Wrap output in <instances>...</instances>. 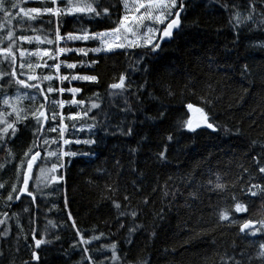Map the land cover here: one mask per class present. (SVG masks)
<instances>
[{
	"label": "snow or ice",
	"instance_id": "6c2138e0",
	"mask_svg": "<svg viewBox=\"0 0 264 264\" xmlns=\"http://www.w3.org/2000/svg\"><path fill=\"white\" fill-rule=\"evenodd\" d=\"M220 5L224 11L229 13L228 27L233 32L236 39L235 45L239 41V32L242 28L251 25L250 31L264 32V0H231V2L220 3V0H213ZM29 3H40L42 7H25ZM189 0H0V152L4 153L2 162H0V174L9 166L15 168V179H0V204L6 208H11L16 202L23 203L24 199L30 198L29 203L32 207L22 208L23 213H32L29 218V224H36L37 213L41 211L38 203V196L46 205L50 202L49 197H54L51 206L47 207V212L60 211V206L56 200L61 196L60 186L65 181L64 171L72 159L84 157L91 162L99 158V153L95 150L108 135L133 136L135 120H127L129 115H135L140 111L136 105L142 103L141 96L148 88V77L160 71V61L164 52V44L172 43L177 35L184 31L183 20L188 11L187 4ZM51 5V6H47ZM122 9V14L118 15L116 20L113 16ZM48 17V19H45ZM66 18L74 19L80 27L75 31L61 34V28L66 22ZM104 22L115 24V27H108L104 30L93 31L87 25L99 26ZM38 24L39 27L33 25ZM47 25V27H45ZM32 32L33 35L20 34ZM39 33V34H36ZM94 42L97 46L93 48H70L61 47L70 42ZM35 44L34 49L24 47L25 44ZM40 45L52 47L41 48ZM254 48L264 51V41L253 45ZM104 54L112 56H123L126 64L125 71L118 77H113L115 82L109 83L104 90V94L95 92L92 97H88V105L85 100L75 99L76 94L81 92L80 88L75 87H53L54 81L60 84L68 81H86L99 86L100 77L96 75H62L61 67L75 69L76 63H67L61 61L62 55L75 53L87 57L89 53ZM204 60L207 62L209 71H232L239 72L240 80L243 82L251 75L248 64L240 66L238 69L227 63L221 64L217 57L206 55ZM35 61V62H33ZM48 61H52L51 64ZM99 60L81 61L79 66L94 68L99 64ZM6 65L8 70L4 71ZM164 67H174L172 64ZM37 69H48L50 74L37 73ZM55 73L52 74L51 70ZM140 75L143 78L142 83H137L133 76ZM14 89V91H13ZM164 91L168 97L176 95L170 84L163 85ZM71 93L73 99L65 101L64 99H53V95H63L65 92ZM216 89L211 83H201V78L194 73H188L185 76V83L180 91L183 97L185 93L189 97H194L196 103L188 102L184 104L186 108L185 115L187 119L181 118L177 123V131L196 134L198 130H210L212 133L223 131L225 134L240 136V129L237 128L233 133L232 129L221 124L217 120L213 109V97ZM247 93V89H244ZM202 93V94H201ZM148 95L153 97V93ZM108 100V107H113L114 101L121 100L123 107L119 111L123 114L118 124L110 123L109 112L102 109L104 99ZM216 100L220 97L216 96ZM28 106H23L25 102ZM66 104L82 108L81 111L70 113L67 116L63 109ZM166 108V105H161ZM100 110L103 120H97L96 115L90 116L92 111ZM163 119L165 113L159 114ZM264 118V113H261ZM91 123H87L88 120ZM145 119H150L145 117ZM69 123H66L65 121ZM32 123V139L27 148L19 156L10 146L19 139L21 129H27ZM256 121L253 120V124ZM115 129L109 131V129ZM86 132L88 138L80 139L79 134ZM75 137L69 139L66 137ZM103 133V135H100ZM174 137L169 134L166 140L171 143ZM87 146L88 151H72L71 147ZM248 151L245 156L250 155L252 165L255 167V173L242 164L237 165V169L242 171L236 175L235 180H229L232 174L231 170H211L200 171V165L180 177V183L176 184L172 176L165 180L163 185H157L152 188V193L157 190L161 192V201L171 198L168 205L162 206L159 211L154 212L155 219H163L165 207H171L177 196H183L181 186L188 189L185 198V207L192 208L189 201H200L201 194L207 195L211 200L216 197L215 205L210 204L212 208L211 216L215 222L210 227H203L208 224L203 215L199 216L195 223L188 226L185 222V230L190 233L186 244L199 241L206 244V254L202 257V264H253V261H259L264 264V242L259 243L258 251L255 256L247 255L245 249H240L235 240H233L221 253L222 245L218 243L213 235L220 228H239L238 237L247 239L256 237L258 234L264 237V209L258 219H245L240 222L235 218V213H246L248 205L242 202L241 198H259L264 205V183H252L258 175L264 180V139H252L247 143ZM259 149L257 152L256 149ZM67 149V150H66ZM136 148H130L129 154L134 155ZM168 146L155 155V159L161 164H169L167 156ZM255 153V154H252ZM112 171L106 168H98L96 173L100 177H106L104 185L105 193L102 199L111 202L112 207L117 212L116 219L131 217L133 222L142 214V209L130 207L131 196L125 194L123 201L115 199L116 194L123 189L128 191L129 184L135 192L143 191L144 174L135 165V161H130L129 169H125L120 159L113 157ZM180 167L179 164L176 165ZM125 171L135 174L137 179L122 185L121 178ZM59 173V174H58ZM248 176L247 187L240 183L244 176ZM31 182V185H30ZM89 183H92L89 181ZM237 184H240L239 191ZM172 185V186H170ZM49 190V191H46ZM64 209H68V199L63 193ZM230 202V203H229ZM144 206L149 205V199L144 197L141 202ZM0 225H6L9 219H15L18 228L16 236V253L20 251V241H24V246L30 251V259L21 260L19 264H40L41 257L38 255L42 245H52L60 241L61 237L55 232L56 229H63V221L56 222L47 220L43 227H32L28 233H25L24 227L20 224V214L13 212L11 217L8 212L0 213ZM46 216V213H45ZM191 219V217H190ZM66 220L70 223L78 239L70 245V249L80 256L77 264H150L148 258L129 259L128 253L124 252L119 243L111 239V232L105 233L93 227L92 234L86 237L77 227L76 221L70 211L66 212ZM125 225L120 223V228ZM143 228L142 224H134L128 229L129 237L137 230ZM10 227H5L0 231V237H9ZM37 235L40 238H37ZM151 236H155L153 231ZM223 235V233H221ZM51 236V239L46 237ZM31 237L33 243L29 244ZM108 241V242H104ZM127 244L132 245L133 241L127 239ZM98 244V246H94ZM231 249V253L228 249ZM208 249L211 253L208 254ZM166 253L171 251L175 254L176 249H165ZM64 254L67 256L68 251ZM237 256L241 259H237ZM247 256V261L243 258ZM5 253L0 249V264H4ZM8 264H17L15 257L8 260Z\"/></svg>",
	"mask_w": 264,
	"mask_h": 264
},
{
	"label": "trees",
	"instance_id": "16d2710c",
	"mask_svg": "<svg viewBox=\"0 0 264 264\" xmlns=\"http://www.w3.org/2000/svg\"><path fill=\"white\" fill-rule=\"evenodd\" d=\"M224 2L226 0H220V3ZM227 2L230 3L231 0H227ZM240 2H243V0H240ZM24 6L42 7L43 5L29 3ZM187 8L186 18L183 20L184 31L177 35L172 43L163 45L164 52L160 61V71L148 77V88L141 96L142 103L136 105L140 111L136 112L134 116L129 115L127 117L129 121H136L134 135L130 137L121 136L118 132L116 135H108L105 137L104 142L95 149L100 154L99 158L93 159L91 162L84 157L73 158L72 163L67 166L63 173L65 181L60 186L62 194L55 201L59 204L60 211L47 212V207L51 206L50 202L54 200V197H49L50 202L46 205L38 196L41 211L37 213L36 224H29L32 213L22 212V208L25 206L32 207L29 203L30 198L24 199L23 203L16 202L11 208H6L0 204V213L8 212L10 217L13 212L20 214V224L24 227L25 233H28L32 227L42 228L49 219L64 222L65 227L63 229L55 230L60 235L61 240L54 242L52 245H42L41 249L37 250L38 255L41 257L40 264H77V261L80 260V256L69 247L78 237L75 236L74 230L66 220L67 211L72 213L77 227L85 233L86 237L92 233L85 230H91L93 227L98 229L96 234H99V231L114 234L111 239L119 243L120 248L128 253L129 259L148 258L150 264H202V257L206 254L205 249L207 246L199 241H194L191 244L185 243L190 236V233L185 230V222H189L188 226H191L199 216L203 215L204 220L209 221V223L202 226L210 227L215 222V218L211 216L212 208L209 205H215L216 197L213 195L210 200L207 195L202 193L200 201H189L192 208H187L184 205L188 189L180 185L183 196H177L170 208L165 207L164 218L161 220L155 219L153 213L159 211L162 206L168 205L171 198H166L162 202V194L159 189L156 193H152V188L157 183L163 185L169 176H172L176 184H179L180 177L190 172L196 165H200V171L230 169L232 174L229 176V180H235L236 175L242 171L237 169L238 164H242L255 173L250 155L245 156V153L248 151L246 146L248 141L264 139V118L261 116V113H264V51L253 47V45L264 41V32L250 31L252 26L248 25L240 30L239 41L234 45L233 41L236 37L228 27L229 13L224 11L219 4L214 3L213 0H189ZM121 14L122 9L118 8L113 20H116L118 15ZM45 19H48V17H45ZM33 26L39 27L40 25L35 24ZM86 26L93 31H100L108 27H115V24L104 22L99 26L87 24ZM79 27L80 25L74 19L66 18L65 24L61 28V34L75 31ZM17 34L33 35L32 32ZM60 46L90 48L97 45L91 41H76L67 45L61 43ZM24 47L34 49L36 45L34 43L31 45L25 44ZM40 47L52 46L40 45ZM206 55H213L217 57L221 64L227 63L237 69L244 64H248L251 75L242 82L238 71L235 73L232 71H209L207 62L204 60ZM94 59L100 61L94 68L79 66L81 61ZM60 60L78 65L75 69L61 67L60 74L62 75L99 74V86L86 81H71V83L65 81L63 84L54 81L53 87L80 88L81 92L76 94L75 99L85 100V105L82 107L88 105L87 98L92 97L93 93L100 92L103 96L107 85L115 82L113 77H118L120 73L125 71L126 67L123 56L89 53L87 57H83L79 54L70 53L62 55ZM48 63L51 64L52 61H48ZM168 64H172L174 67H164ZM2 70L7 71V66L4 65ZM41 71L45 75L50 74L48 69H37V73ZM51 73L54 74L55 70L52 69ZM188 73H194L200 77L202 84L211 83L213 85L216 91L212 94V111L216 114L217 120L232 129L233 133L239 128L240 136L225 134L223 131L212 133L210 130H198L196 134L177 131L176 126L181 118L187 119L188 115H191V113L185 115L186 108L184 104L188 102L196 103L195 98L189 97L187 93L183 97L180 94L185 83V76ZM133 79L137 83L143 82L140 75L133 76ZM164 84H170L173 87L176 93L174 97H168L163 89ZM244 89L248 90L247 93ZM149 92L153 93V97L148 95ZM216 96H219L220 99L216 100ZM52 98L64 99L65 101L73 99L72 94L67 91L62 96L53 95ZM181 100L184 104H181ZM108 103L105 98L102 109L109 112L110 123L116 125L121 119H124L123 114L119 111L123 107V103L119 99L113 102L115 105L113 107H108ZM161 105L167 107L164 108ZM23 106L27 107L28 102L26 101ZM81 110L82 108L69 107L66 104L63 112L67 116ZM162 111L165 113L163 119L159 116ZM89 115H96L97 120L104 119L100 114V110L94 109ZM145 117L150 119H145ZM253 120L256 121L255 124H253ZM65 122L69 123L67 120ZM91 122L90 119L87 121V123ZM32 126L33 124L30 123L27 129L22 128L19 139L10 145L13 151L17 153V160L14 163H18L19 156L22 155L31 142ZM114 130L109 129V131ZM169 134L174 137L171 143L166 140ZM100 135H103V133H100ZM66 137L69 139L75 138L67 133ZM79 138H88V134L82 132L79 134ZM165 145L168 146L167 156L170 161L166 165L155 159V155L163 150ZM130 148H136L137 152L130 155ZM71 150L88 151L89 149L87 146L73 145ZM256 151L258 152L259 149L257 148ZM3 157L4 153L0 152V162H2ZM113 157L120 159L126 170L130 167L129 162L134 160L135 165L131 166L137 167L144 174L142 192H135L129 184L127 193H125L122 186L114 197L123 201V196L130 194V207L142 209V214H139L134 222L131 217L121 218L118 221L116 219L117 212L112 207L111 202L102 199L104 195L108 194L105 193L104 189V185L108 181L106 177L98 176L96 170L106 168L112 171ZM177 164L180 165L179 168L176 167ZM14 172L15 168L9 166L0 174V179L11 177V182L15 179ZM136 179L135 174L125 171L121 178L122 185ZM89 181L92 183H89ZM247 181L248 176L245 175L240 183L247 187ZM252 183H264V180L257 175ZM239 187L240 184H237L235 189L237 192ZM65 191L68 199L67 210L64 209L63 202ZM145 196L149 199L148 206L141 203ZM241 200L248 205V211L246 213H235V218L240 222L249 218L258 219L262 209H264L262 201L259 198H241ZM0 218L3 217L0 216ZM120 223H123L125 227L120 228ZM134 224H142L143 228L135 231L129 237L128 229L133 227ZM5 227H10L11 232L6 240L0 237V249L5 253L4 264H8V260L13 257H15L17 264L21 260L30 259V251L24 246L23 240L19 244V253L17 254L15 251L17 246L16 236L19 231L16 220L14 218L9 219L6 225H0V231ZM153 231L156 233L154 237L150 235ZM238 231L237 225L232 228H220L213 233L218 243L222 245L220 252L222 253L235 240L239 246L237 252L240 249H245L247 255L255 256V253L259 250V243L264 242V237L258 234L256 237L241 239L237 235ZM37 238L39 239L40 236L37 235ZM46 238L51 239L52 237L48 236ZM127 239H131L133 244L128 245ZM28 243H33L31 237H29ZM94 246H98V244ZM172 248L176 249L175 254L171 251L167 253L164 251ZM65 250L68 251L67 256L64 254ZM228 251L231 253L230 248ZM210 253L211 249H208V254ZM237 259H241V257L237 256ZM243 259L247 261V256ZM253 264H260V262L253 261Z\"/></svg>",
	"mask_w": 264,
	"mask_h": 264
},
{
	"label": "rangeland",
	"instance_id": "374dc122",
	"mask_svg": "<svg viewBox=\"0 0 264 264\" xmlns=\"http://www.w3.org/2000/svg\"><path fill=\"white\" fill-rule=\"evenodd\" d=\"M90 48H93V47H90ZM91 53V52H90ZM33 62H35V61H33Z\"/></svg>",
	"mask_w": 264,
	"mask_h": 264
}]
</instances>
